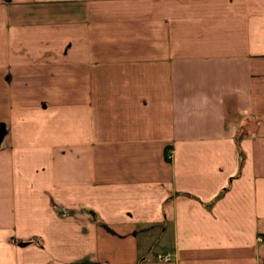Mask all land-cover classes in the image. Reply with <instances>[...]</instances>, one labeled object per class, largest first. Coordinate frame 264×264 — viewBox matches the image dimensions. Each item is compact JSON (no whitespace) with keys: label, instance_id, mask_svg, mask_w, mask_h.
<instances>
[{"label":"crops","instance_id":"obj_1","mask_svg":"<svg viewBox=\"0 0 264 264\" xmlns=\"http://www.w3.org/2000/svg\"><path fill=\"white\" fill-rule=\"evenodd\" d=\"M0 264H264V0H0Z\"/></svg>","mask_w":264,"mask_h":264},{"label":"built area","instance_id":"obj_2","mask_svg":"<svg viewBox=\"0 0 264 264\" xmlns=\"http://www.w3.org/2000/svg\"><path fill=\"white\" fill-rule=\"evenodd\" d=\"M158 256H159L160 260L164 261V260H167V259L171 258V252L166 251V252H164L163 255L159 254Z\"/></svg>","mask_w":264,"mask_h":264}]
</instances>
